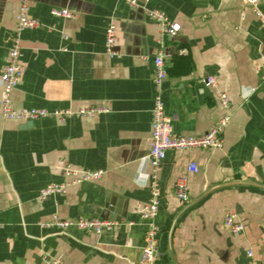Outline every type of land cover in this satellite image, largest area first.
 <instances>
[{
	"label": "crops",
	"instance_id": "0c3cea01",
	"mask_svg": "<svg viewBox=\"0 0 264 264\" xmlns=\"http://www.w3.org/2000/svg\"><path fill=\"white\" fill-rule=\"evenodd\" d=\"M22 1L0 0V71ZM25 1L40 25L20 32L23 73L13 106L74 113L19 120L0 109V264H142L158 52L176 135L205 133L227 114L231 121L221 147L167 151L158 173L155 264H264V26L253 7L245 0ZM53 8L73 16H55ZM149 9L178 23L177 34L166 35ZM111 24L113 56L105 42ZM208 76L227 93L228 107ZM95 170L101 178L40 197L50 183ZM180 176L187 177L186 202L174 194ZM229 210L244 223L241 233L224 225ZM54 215L117 223L100 234L43 225Z\"/></svg>",
	"mask_w": 264,
	"mask_h": 264
},
{
	"label": "built area",
	"instance_id": "2783aa9c",
	"mask_svg": "<svg viewBox=\"0 0 264 264\" xmlns=\"http://www.w3.org/2000/svg\"><path fill=\"white\" fill-rule=\"evenodd\" d=\"M132 6H137V0H127ZM150 1V0H146ZM264 0H245L248 5L253 7L255 15L260 19L264 26V12L259 8V3ZM51 13L55 16L71 17L73 14L68 9L53 8ZM148 14L154 18L161 26L162 31L173 37L180 29L178 23L172 22L168 16L159 9H149ZM40 25L38 19L28 15V6L25 0L22 1L16 16L15 36L13 37L12 45L4 58V65L0 71V83L2 84V95L0 97V109L5 118L19 120H33L49 115H71L74 112L71 110H55L37 108H21L17 109L12 103V92L20 82L23 73V66L20 61L21 48L19 43L20 32L26 28H34ZM116 28L111 24L106 30V48L110 55H115L114 50ZM154 67V106L152 110V136L150 142V151L147 161L152 166V175L150 179L151 195L149 201L140 210L141 217L148 220V227L145 233V243L141 249L140 261L142 264H155L157 258V234L158 226L155 223V218L159 210V177L158 173L161 164L169 150H183L194 148L221 147L223 145L224 129L230 124L231 115H224L219 123L209 129L207 132L197 135H176L173 130L172 120L165 111V103L162 95L163 83L167 77V68L161 52H158L153 58ZM206 83L211 85L216 90L222 104L228 107L230 104L229 97L226 92L222 91L215 77L208 76ZM104 107L81 109L77 112L80 115H92L97 111L104 110ZM190 171L196 172L198 167L195 162H190L188 165ZM68 175H75L73 169L66 170ZM103 175L102 170L85 171L81 176L75 177L70 181L63 183H50L41 192L40 197L46 198L50 194L61 193L70 183H74L81 179H99ZM174 194L181 201H188L189 190L186 176L177 178L174 184ZM224 225L233 233H241L245 225L239 220L235 211H226L224 215ZM117 222L79 218L76 220L62 219L54 215L50 221L44 222L43 225L53 226L60 229L75 227L79 230L93 231L97 234L104 232L116 225ZM252 250L248 251L252 255ZM45 264H61L60 259L47 260Z\"/></svg>",
	"mask_w": 264,
	"mask_h": 264
}]
</instances>
